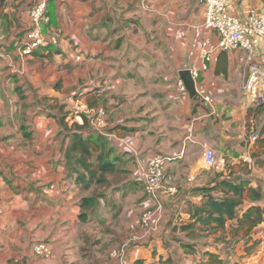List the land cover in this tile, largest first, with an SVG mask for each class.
Returning <instances> with one entry per match:
<instances>
[{"label":"crops","instance_id":"crops-1","mask_svg":"<svg viewBox=\"0 0 264 264\" xmlns=\"http://www.w3.org/2000/svg\"><path fill=\"white\" fill-rule=\"evenodd\" d=\"M30 6L0 0V264H117L83 250L81 203L99 191L89 209L100 243L111 238L113 248L138 235L149 204L139 163L154 154L172 157L163 182L176 187L175 203H163L156 232L128 244V263L264 264V220L250 226L242 217L250 206L264 208V105L244 88L249 66L264 67L263 39L215 52L204 70L201 44L217 41L202 26L204 0H48L40 28L55 42L21 56ZM251 10L264 14V0H229L231 15L244 19ZM184 69L197 71L194 86L209 101L178 90ZM76 100L105 109L102 131L73 114ZM74 133L90 139L84 164L70 151ZM206 146L211 167L202 159ZM101 152L114 167L98 183ZM224 178L248 181L261 197L244 198L219 227L194 209L204 200L197 189ZM40 241L51 248L47 259L32 252Z\"/></svg>","mask_w":264,"mask_h":264},{"label":"built area","instance_id":"built-area-1","mask_svg":"<svg viewBox=\"0 0 264 264\" xmlns=\"http://www.w3.org/2000/svg\"><path fill=\"white\" fill-rule=\"evenodd\" d=\"M48 0H31L28 9V27L16 45V51L21 56L31 55L40 47L46 46L49 42H55L52 37L41 31L40 25L45 17ZM71 1V0H62ZM229 0H204L202 26L214 31L217 36L215 43L203 42L200 47V57L203 60L201 69H206L208 61L217 51H226L234 48L251 49L254 38L263 39L261 50L264 53V14L251 10L246 18L240 19L228 12ZM197 71L191 70L193 79L197 77ZM179 91H185L182 80H178ZM245 91L251 102L256 106L264 105V67L251 64L248 68V75L245 82ZM195 92L204 101L210 98L205 89L195 83ZM73 114L82 116L94 131H102L106 125L105 109L102 106H87L80 100H76L72 108ZM259 135L257 132L250 133L249 140L256 141ZM173 156H177L174 154ZM171 156L154 154L143 159L140 165V177L143 183V190L148 199V206L139 216L141 232L133 236L132 240H142L158 230L162 218V195H174L177 190L172 185L164 184L166 162ZM203 163L211 167L215 164L213 149L206 146L202 151ZM2 209L0 208V215ZM128 239L123 244L109 250V256L117 261V264H129L126 258V248L131 242ZM35 256L47 259L51 256L50 246L43 241L36 242L32 246Z\"/></svg>","mask_w":264,"mask_h":264},{"label":"trees","instance_id":"trees-1","mask_svg":"<svg viewBox=\"0 0 264 264\" xmlns=\"http://www.w3.org/2000/svg\"><path fill=\"white\" fill-rule=\"evenodd\" d=\"M46 13L47 5L45 17ZM45 17L43 21L45 20ZM85 122L87 121L85 120ZM73 136L74 139L72 140V143L70 145V151L73 154L81 152V156L76 160V162H81V164H84L82 162V159L91 156V149L89 144L90 139H82L81 135L77 133H74ZM95 161L97 164V168L101 171L98 178V183H100L104 181V177L102 176V174L104 172H109L110 170H113L114 166L105 160V155L102 152L97 155ZM85 166L86 168H89L90 164H86ZM94 175L95 173H92L90 175V178L94 177ZM247 182L248 181L245 180L236 182L235 180L231 181L229 179L224 178L218 181L216 185L212 187L198 188V191L204 193V200L202 205L195 207L194 215L198 216V219L200 221L208 222L210 220H213L217 223L219 227L223 226L226 219H232L235 216L237 207L242 203L244 198H247L249 201H258L260 199V189L246 187ZM217 188H220L222 190L221 196H215L211 193ZM94 200L95 197L91 196L83 200V202L85 203H81V208L83 212L79 214V217L82 221L86 219L85 210L87 208L94 207ZM242 217L245 221L249 222L250 226H254L255 224L260 223L264 220V208H260L258 206H250L248 209H246ZM163 264L172 263L171 260L168 258L163 262Z\"/></svg>","mask_w":264,"mask_h":264},{"label":"rangeland","instance_id":"rangeland-1","mask_svg":"<svg viewBox=\"0 0 264 264\" xmlns=\"http://www.w3.org/2000/svg\"><path fill=\"white\" fill-rule=\"evenodd\" d=\"M128 165H129V162H128ZM130 165H132V164H130ZM119 166H121V165H119ZM122 166H126V165L122 164ZM164 180H165V178H164ZM89 193H90V196L95 197V195H97V193H99V191L96 190L95 188H93V190H91ZM174 195H167V196L162 195V197L160 199V203L162 204V208H163V203H175V200L171 199ZM142 199H145V200L147 199V196L145 195L144 192L142 194ZM94 208H96V203H95L93 209ZM85 211H86V220L84 222H86V223H83V225H84L83 227L86 228L85 230H86L87 234H85V236L83 237L84 244H83L82 248H83L84 251H87L86 254L89 255V257H93L95 252L100 251V253L103 254L104 258H105V257H107V255H109L108 254L109 250L112 249V247L109 248V244H110L111 238H108L107 240H104L102 243H100V242H101V239H102L103 236H101V239H96L98 237L99 233L97 234V232L94 230V228L96 230H98V225H95V219H93V218H95L94 217V212L91 209H89V208H87ZM107 229H108V227L104 226L103 234L107 231ZM138 229L139 228L137 227L136 230H138ZM132 237H130L128 239H131ZM129 241H131L130 243H132V242H135V241H138V240H132L131 239ZM123 243H121V244H123ZM94 244H97V248H95V250H92L91 248H92V246ZM87 246H88V248H87ZM89 249H91V250H89Z\"/></svg>","mask_w":264,"mask_h":264},{"label":"water","instance_id":"water-1","mask_svg":"<svg viewBox=\"0 0 264 264\" xmlns=\"http://www.w3.org/2000/svg\"><path fill=\"white\" fill-rule=\"evenodd\" d=\"M179 76L183 80L184 85H185L187 91L189 92V95L191 97H193L194 99H198V96L195 92L194 80L192 79V77L190 75V71L187 69H184V70L179 72Z\"/></svg>","mask_w":264,"mask_h":264}]
</instances>
